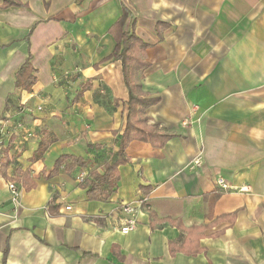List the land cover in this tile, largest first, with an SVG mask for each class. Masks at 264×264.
I'll return each instance as SVG.
<instances>
[{
  "label": "crops",
  "instance_id": "1",
  "mask_svg": "<svg viewBox=\"0 0 264 264\" xmlns=\"http://www.w3.org/2000/svg\"><path fill=\"white\" fill-rule=\"evenodd\" d=\"M0 264H264V0H0Z\"/></svg>",
  "mask_w": 264,
  "mask_h": 264
},
{
  "label": "trees",
  "instance_id": "2",
  "mask_svg": "<svg viewBox=\"0 0 264 264\" xmlns=\"http://www.w3.org/2000/svg\"><path fill=\"white\" fill-rule=\"evenodd\" d=\"M123 40H122V50L119 52V42H117L116 48L113 51V54L117 57H120L122 59L123 66H125V81L128 85L131 83V76L129 71L126 69L129 66V62L131 60V56H129V50L130 48L138 42L137 39L133 35H128L126 33H123ZM30 57L26 59V61L20 66L18 71L16 72V85L20 84H28L32 81V77L27 72L30 69ZM132 99V98H131ZM134 111V110H133ZM144 129L136 126V129L134 132H132V129L128 127V129L125 131V133L120 138V152L124 151L125 146L128 144V142L135 138H143L140 134L144 133ZM117 165V164H116ZM115 165V166H116ZM113 166H109L107 170H111Z\"/></svg>",
  "mask_w": 264,
  "mask_h": 264
},
{
  "label": "built area",
  "instance_id": "3",
  "mask_svg": "<svg viewBox=\"0 0 264 264\" xmlns=\"http://www.w3.org/2000/svg\"><path fill=\"white\" fill-rule=\"evenodd\" d=\"M40 107H38L39 109ZM85 172L82 171L78 176L77 179L79 181H82L83 178L85 177ZM218 184L221 187H225L226 185L224 184V182L222 181V179L218 180ZM8 188L11 189L13 191V194H16V188L15 185L12 182L8 183ZM141 202V200L139 201ZM66 209H69L70 206H66ZM123 210L128 214V216L124 219V222L122 223L121 227H120V231L123 234H127L130 231L134 230L136 228L137 225V219H136V215L134 213V206L132 205V203H126L123 204Z\"/></svg>",
  "mask_w": 264,
  "mask_h": 264
}]
</instances>
